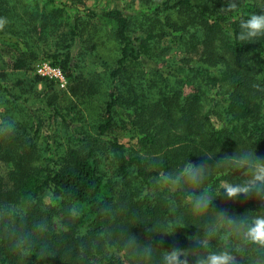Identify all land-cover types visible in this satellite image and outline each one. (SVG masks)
I'll use <instances>...</instances> for the list:
<instances>
[{"label": "trees", "instance_id": "1", "mask_svg": "<svg viewBox=\"0 0 264 264\" xmlns=\"http://www.w3.org/2000/svg\"><path fill=\"white\" fill-rule=\"evenodd\" d=\"M44 1L0 10L23 22L0 33L15 52H0V123L15 128H0V264H160L177 247L195 264L226 246L221 228L192 252L220 214L264 216L255 196L222 189L248 178L225 158L264 159V36L239 38L264 0H107L99 12ZM41 57L63 69L66 89L17 76ZM188 161L207 168L203 216L190 210L202 189L162 179ZM227 245L238 264H264V245L236 236Z\"/></svg>", "mask_w": 264, "mask_h": 264}, {"label": "clouds", "instance_id": "2", "mask_svg": "<svg viewBox=\"0 0 264 264\" xmlns=\"http://www.w3.org/2000/svg\"><path fill=\"white\" fill-rule=\"evenodd\" d=\"M240 29L239 38L241 40L251 41L264 36V14H251L248 19L240 24ZM0 128H3L8 133L13 132L15 130L13 120L3 121L0 123ZM224 163L226 166L237 170L245 167L248 169V178L243 183L231 184L222 188L228 198L244 194L246 196H255L261 202H264V159L248 152H241L238 156L225 158ZM207 176V168L188 161L181 167L176 176L165 175L162 179L165 183L172 186L183 184L196 190L202 189ZM211 202V193L206 189H202L198 194L193 195L190 201L192 215H205ZM221 228L227 233L224 237L226 246L218 251H207L206 255L193 256L195 264H238V257L235 251L227 245L228 238L231 236H236L245 242L250 241L264 245V216H258L249 221L246 218L220 214L213 227L205 228L204 238L195 239L198 247L192 252L199 253L202 249L207 250L208 240L215 237ZM147 252L148 255L152 254L151 249H148ZM189 256L185 255V250L178 247L173 248L165 251L160 258V264H188Z\"/></svg>", "mask_w": 264, "mask_h": 264}, {"label": "rangeland", "instance_id": "3", "mask_svg": "<svg viewBox=\"0 0 264 264\" xmlns=\"http://www.w3.org/2000/svg\"><path fill=\"white\" fill-rule=\"evenodd\" d=\"M9 0H0V10L1 9H3V8H5L6 6H7V2H8ZM13 4L15 3V0H10ZM27 2L28 1H30V2H33L32 4H34L35 2L34 1H38V2H40V5L41 6H43V5H46V3H45V1L44 0H26ZM71 1H73V0H65V2H71ZM85 1V4L87 5V6H91V7H93V8H95V10L96 11H100L101 9H100V7H102L103 5H105L106 3H107V0H84ZM116 3H117V5H119V6H123L125 3H127L128 5H129V3H128V1L127 0H117L116 1ZM129 7H131L130 5H129ZM34 8V7H33ZM124 8V7H123ZM132 9H134V8H132ZM16 10H17V8H16ZM18 11V10H17ZM8 21H13L15 24H18V26H22V20H20L19 18H16V16L14 15V13H10V15H9V17L8 18H6V17H3L2 15H0V33H2L3 32V27L4 26H6V23L8 22ZM106 24L108 25V27H109V29H111V30H113V28H114V23L112 22V21H106ZM103 34H104V32H103ZM169 39H171L170 37H167V39L166 40H168L169 41ZM168 41H166V44H168L169 42ZM109 43H112V44H114L113 42H110L109 41ZM108 49V48H107ZM11 49H10V46L9 47H7V44H4V42L3 41H1L0 40V52H2V55H4L5 56V58H7L8 60L11 58V56H13L12 54H14L15 52H11L10 51ZM9 51V52H8ZM107 51L108 50H105V49H103L102 50V52H104V54H106L107 53ZM11 52V53H10ZM8 53V54H7ZM108 53H110V52H108ZM107 53V54H108ZM106 54V55H107ZM104 56V55H103ZM91 58V57H90ZM42 60H47L46 58L44 59V57H41L35 64H34V68H32V69H30V70H28V71H20V72H18L17 74V76H20V77H31V76H34V75H36V66H37V64L40 62V61H42ZM98 69L99 70H101L102 68L101 67H98ZM16 75V74H15ZM43 84L44 83H40L39 84V87L40 88H42L43 87ZM85 115H86V112H85ZM50 131H51V129H46L45 131H44V133H43V140H46V137H47V135H48V133H50ZM128 134H122L121 135V138H122V141H127V138H128ZM54 197H53V195L49 192L48 193V200H52ZM54 226H55V229L57 230V231H61V230H63L65 227H64V224H63V221H62V217L61 216H57L56 218H55V223H54Z\"/></svg>", "mask_w": 264, "mask_h": 264}, {"label": "built area", "instance_id": "4", "mask_svg": "<svg viewBox=\"0 0 264 264\" xmlns=\"http://www.w3.org/2000/svg\"><path fill=\"white\" fill-rule=\"evenodd\" d=\"M36 74L42 78L53 80L61 89H66L68 85V77L63 69L53 65L48 60L40 61L36 66Z\"/></svg>", "mask_w": 264, "mask_h": 264}]
</instances>
